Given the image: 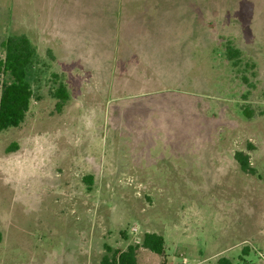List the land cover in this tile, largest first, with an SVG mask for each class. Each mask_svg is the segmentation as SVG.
I'll return each mask as SVG.
<instances>
[{
    "label": "rangeland",
    "instance_id": "374dc122",
    "mask_svg": "<svg viewBox=\"0 0 264 264\" xmlns=\"http://www.w3.org/2000/svg\"><path fill=\"white\" fill-rule=\"evenodd\" d=\"M21 36L34 97L0 132V264L130 245L138 264H264V0H0V45Z\"/></svg>",
    "mask_w": 264,
    "mask_h": 264
},
{
    "label": "trees",
    "instance_id": "16d2710c",
    "mask_svg": "<svg viewBox=\"0 0 264 264\" xmlns=\"http://www.w3.org/2000/svg\"><path fill=\"white\" fill-rule=\"evenodd\" d=\"M0 46L2 49V53L0 52V132H2L20 127L26 119L34 97L28 78L36 66L37 54L32 43L23 36L10 37ZM228 54L233 59L238 52L231 50ZM54 96L59 99L57 107L60 110L68 99L65 85L60 84ZM235 159L244 173L256 174L247 154L238 152ZM141 247L157 255H164V237L157 233H147L143 237ZM139 248L140 246L130 245L124 251L111 252V249L107 247L111 255H105L100 264H138L137 251ZM217 264L234 263L227 257H221Z\"/></svg>",
    "mask_w": 264,
    "mask_h": 264
},
{
    "label": "crops",
    "instance_id": "0c3cea01",
    "mask_svg": "<svg viewBox=\"0 0 264 264\" xmlns=\"http://www.w3.org/2000/svg\"><path fill=\"white\" fill-rule=\"evenodd\" d=\"M36 51H37V49H36Z\"/></svg>",
    "mask_w": 264,
    "mask_h": 264
}]
</instances>
